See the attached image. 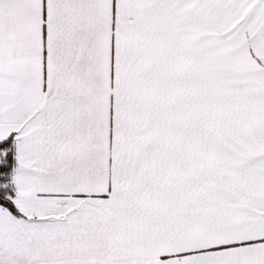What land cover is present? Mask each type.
I'll list each match as a JSON object with an SVG mask.
<instances>
[{
    "label": "snow or ice",
    "instance_id": "obj_1",
    "mask_svg": "<svg viewBox=\"0 0 264 264\" xmlns=\"http://www.w3.org/2000/svg\"><path fill=\"white\" fill-rule=\"evenodd\" d=\"M0 264H264V0H0Z\"/></svg>",
    "mask_w": 264,
    "mask_h": 264
}]
</instances>
